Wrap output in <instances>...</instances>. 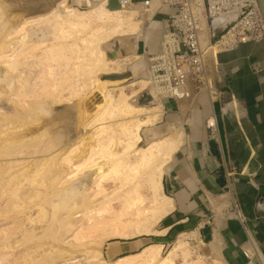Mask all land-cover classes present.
Masks as SVG:
<instances>
[{
  "label": "rangeland",
  "instance_id": "374dc122",
  "mask_svg": "<svg viewBox=\"0 0 264 264\" xmlns=\"http://www.w3.org/2000/svg\"><path fill=\"white\" fill-rule=\"evenodd\" d=\"M59 1L62 0H0V44L14 41L18 51L15 67H11L9 59L0 55V91L3 92V99L0 100V264H113L122 255L116 254L112 246L140 237L147 238L150 244H160L162 237L159 236L163 234L161 227L166 223L164 214L157 220L153 218L126 225L123 221L135 218L131 216V211H126L128 216L125 217L122 211L123 218L117 221L124 197L134 184L140 183L139 190L146 197L144 205H150L153 196L150 169L140 168L137 178L134 175L128 177L127 173L131 172L126 168H121L120 175L110 173L105 179L98 177V181L93 180L95 177L91 175L99 172L95 163L101 156L97 154L99 144L95 141L98 139L93 136V132L99 131L96 127L99 123H105V126L116 124V132L101 134V142L106 145L109 141L107 146H111L108 150L116 152H120L129 139L125 132H121L124 125L131 121H144L149 111H155L158 115L141 126L143 140L137 144L138 147L146 146L153 137L167 136L173 130L161 121L162 103L151 91L147 72L150 55L144 54L145 49L153 52L160 45V22L164 17H152L141 4L132 3L129 7L124 6L126 14L119 32L114 30V22L98 19L93 23L91 21L88 27H72L69 24V28L67 20L65 23L61 18L56 19L55 13H50ZM69 1L72 0H67V3ZM130 10L135 14L130 15ZM47 13H50L49 16L41 18ZM128 16L134 23L140 24L138 39H135L134 32L127 30ZM150 18L158 21L159 25L152 29L149 41L145 42V33L151 28ZM103 25L107 31L95 32ZM23 26H26L25 29ZM19 29L21 31L17 33ZM22 43H26V46ZM95 47L102 48L111 63L118 60L120 68H96V54L94 56L92 51ZM48 48H53V51L50 49V52ZM123 48H126L124 56L120 53ZM113 50L119 51L118 55L110 58L108 52ZM109 73L126 75L110 91V96L117 101L122 92L135 108H131L132 112L123 109L118 114L114 108L105 121L102 119L88 125L97 110L95 107H99L103 99L96 84ZM145 92L157 104L155 101L154 104H141L140 98ZM131 98L137 105L132 103ZM25 108L28 109L25 111ZM126 112L131 115L127 116ZM160 122L165 127L160 126ZM156 126H160L161 130ZM170 158L164 165L157 194L160 201H164L162 178ZM68 159L72 162L68 163ZM82 159H86V162L79 169L75 164ZM134 159V154H131L130 161ZM91 160L96 166L90 165ZM85 165H89L88 168ZM90 177L93 179L90 180ZM125 179L126 183L129 179L126 185L123 184ZM99 182L101 185L96 186ZM91 183L96 185L90 188ZM130 196L134 197L136 193L132 192ZM114 221L122 224L115 225ZM153 237L157 239L156 242L151 240ZM184 237L180 235L170 245L163 247L155 261L149 262L142 256L135 260L132 258L133 262L131 259L128 261L132 264H161L162 258L168 255L176 241L182 239L183 249L175 254V264H222L208 255L205 244L195 242L193 238L191 241L188 235Z\"/></svg>",
  "mask_w": 264,
  "mask_h": 264
},
{
  "label": "crops",
  "instance_id": "0c3cea01",
  "mask_svg": "<svg viewBox=\"0 0 264 264\" xmlns=\"http://www.w3.org/2000/svg\"><path fill=\"white\" fill-rule=\"evenodd\" d=\"M163 17L162 32L167 23ZM149 21L145 42L159 25L152 18ZM220 30L219 24H212V34ZM144 52L156 54L159 45L156 51ZM208 64L212 93L203 92L189 102H161V121L168 129L179 128L182 136L162 178L170 206L163 218L161 243L154 245L163 248L188 235L191 241L205 244L208 255L222 264H264V204L259 206L264 199V42L220 52ZM210 197L218 202L214 207ZM232 201L245 227L226 208ZM211 217L212 224H206ZM155 237L151 240L156 242ZM149 244L140 237L122 241L112 250L129 256Z\"/></svg>",
  "mask_w": 264,
  "mask_h": 264
},
{
  "label": "bare ground",
  "instance_id": "6f19581e",
  "mask_svg": "<svg viewBox=\"0 0 264 264\" xmlns=\"http://www.w3.org/2000/svg\"><path fill=\"white\" fill-rule=\"evenodd\" d=\"M119 2H120V0H119ZM109 3H110V0H72V1H69L68 3H67V0H62V1H59V3H56V6L53 8V10L50 11V13H55V18L56 19L61 18L62 21H64V22L67 20L68 26L70 24L72 27L74 25L75 26L77 25L78 27H80V26L88 27L90 25V22L92 21V23H93V21L95 19H98V21L101 20L103 22H114V25H113L114 30L116 29V31L119 32L120 29H121V26H123L124 14H126L125 11H124V6L116 8V9H112V8L109 7ZM259 7H260V5H259ZM131 10L129 11L130 15L135 14V13H131L132 12ZM49 14L47 13V14L43 15V16H41V18L47 17V16H49ZM92 18H94V19L91 20ZM126 20H129V23H128L129 27H128V29L127 28L126 29L129 30V31L134 32L133 34L136 35L135 39H138V35L140 33L139 30H141V28L139 29V25L140 24L134 23L129 16L126 17ZM125 22H128V21H125ZM56 23H57V21H56ZM60 26H63V25L60 24ZM24 27H26V26H23V28ZM23 28L21 27V29H23ZM69 28H70V26H69ZM106 29H105V25H103L102 27H100L95 32H98V33L102 32L103 33V31H107ZM75 30H76V27H75ZM18 31H21V30L19 29L16 32L18 33ZM78 31H79V29H78ZM67 32L69 33V31H67ZM59 35H61V34H59ZM92 35H94V34H92ZM7 37H8V35H7ZM101 37H102V35H101ZM10 38L11 37H9V39ZM24 38H25V36H23L22 39H24ZM95 38H96V36H95ZM98 39H100V37L97 38V41H98ZM99 41H101V40H99ZM11 42L12 43H9V44H6V45L0 44V55H1V58L9 59V65L11 67H15V65H16V63L18 61V59L16 58V56L18 54V51H17V48L15 47L16 44L14 43V41H11ZM22 44L23 45L25 44L24 46H26V43H22ZM24 46H23V48H24ZM48 49H49L50 52H51V50L53 51V48L52 49L48 48ZM57 49H59V48L57 47ZM123 49H126V48H123ZM121 50L122 49H120V53H121ZM16 51H17V53H16ZM92 51H93V55L94 56L96 54V57L94 58V61H95V64H96V68H98L99 70H107L108 68H112V69L120 68L121 64L119 63V61L118 60H114L113 63H111L110 59H107L106 53H105V51L102 48L100 49V48H96L95 47ZM45 52H47V51H45ZM118 52H117V55H118ZM53 53H55V52H53ZM125 54L126 53H121V55H123V56ZM213 57H214V55H211L209 58L212 59ZM39 67H40V65H39ZM51 72H52V70H51ZM110 74L111 73L105 75L104 77L102 76V78H100V81L96 84L97 90L100 93L103 94V99H102V103L99 105V107H95L97 110L95 111V113H94L92 119L89 121L88 125L94 124V123H96L98 121L101 122L102 119H104V121H105V117L107 118L108 114L112 113L113 112L112 109H114V108H115L117 114L119 112H122L123 109H127L128 112H130V111L132 112L131 108H135L131 103H129L128 97H126V95L122 94V92L120 94L121 97L117 101H115V99H113V97L110 96V91L113 88H115L114 86L118 85L119 83H121L125 79V78L116 79V80L115 79H110V78L107 77V76H110ZM41 79H42V77H41ZM149 82H150V80H149ZM121 88H122V86H121ZM151 91L154 94V96L158 97L157 93L154 91L153 88H151ZM2 93L3 92L1 90L0 91V100L3 99ZM41 94H42V92H41ZM17 95L19 96V94H17ZM22 97H23V95H22ZM19 98H20V96H19ZM131 100H132V103H133L134 102L133 98H131ZM154 101H155L154 99H151V102H149V104L153 103ZM156 102L157 101H155V103ZM133 104L137 105L136 101ZM1 109L4 110L5 108L1 107ZM27 109L28 108H25L24 110L26 111ZM128 109H130V110H128ZM139 110H142V108L139 109ZM145 111L146 110H144V112ZM156 111H158V110L156 109ZM147 112H148V110H147ZM113 114H111V115L113 116ZM138 114H141V113L138 111ZM9 115H11V114H9ZM126 115L128 116V115H131V114H129V113L127 114V112H126ZM155 115L156 116L158 115V114L155 113V111H154V113H153V111H149V113H147V115H146L147 118H145L144 121H140L139 123L131 121V123H129V124H127L128 123L127 121L125 123V119L127 118V117H125V119L123 121L127 125H124L123 130H121L122 126H123L122 125L120 130H121V132L122 131L125 132L128 135L129 139L127 140V138H126L127 142H125V147L122 149L124 151L123 152H121L122 150L120 151L121 153L120 152H116L115 150H112V149L108 150V148L111 146L110 144H109L110 145L109 147L107 146V143H110L109 141L106 143V145L103 142H101L102 141L101 140V137H102L101 134L103 132L107 133L108 131H110V132H116L117 131V128L115 127L116 126L115 123L113 125H111V126H105V123H99V125L96 126L97 130L99 129V131L93 132L94 133L93 134L94 138L96 139V137H97V139H98L95 142L99 144V147H98V150H97V154H99L101 156L98 159L99 161L97 160V158H95L97 160V162L96 163L94 162V163L98 165L99 172L95 173L93 171L95 174L91 173V175H93V177H95L94 179L92 178L93 180H95V181L97 180L98 181V177L105 179V177L107 175H109L110 173H113V174L114 173L115 174H117V173L119 174L120 173V174H122V169L125 170V168L128 169L131 172V173H129V172L127 173L126 172L128 177H130V176L132 177V175H134V178H137L136 174L140 170V168L150 169L149 181H150V183L152 185V190H153V196L151 197L150 205H148V206L144 205L146 197L144 196V194L142 195L141 194V190H139L140 183L132 185V189L131 190L129 189L127 191V193H126V197H124V202H123V207L121 209V213L119 212L120 214L117 215V219H118L117 221H119L121 219V217L123 216L122 215V211L124 213V217L128 216V214H126L127 213L126 211H131L130 212L131 216L133 215L135 218L127 220V221H123V223H126V225L129 224V223H133V222H137L139 224V223H141L143 221H149L150 219H153V218H154V220H157V219H159V217H161L162 215L166 214L168 212V210H169V206H170L169 198H167L163 194L164 201H160L159 200V196L157 194H158V191L160 189L159 187L161 186V177H162V174H163V171H164V165H165V163L167 161V158L168 159H169V157L172 158L174 152L179 148V145L181 144L180 138L182 136L181 135L182 132H180L179 130L175 129V130L171 131V133H169L167 136L165 135V136L160 137V138H154L153 137V139H151L147 143L146 146L138 147L137 144L143 140V137L140 135L141 126L143 124H147L148 122L153 121L154 118H155ZM112 121L115 122V120H112ZM129 122H130V120H129ZM121 134H123V133H121ZM123 135H125V134H123ZM112 136H113L112 138H114V134ZM116 136L118 137L119 135H116ZM107 137H108V135H107ZM118 139H119V137H118ZM5 142L8 143V144H10V143L12 144V142H10V143L7 142V141H5ZM120 144L118 142V145H120ZM4 147H6V146H4ZM71 149L73 151V148H71ZM70 153H71V151H70ZM15 154H17V153H15ZM131 154H134V156H135V159L133 161H130ZM68 155H69V152H68ZM94 155H96V154H94ZM94 155H93V157H94ZM66 157H68V156H66ZM69 159H68V161H69ZM88 159H89V157H88ZM84 161L86 162V159L85 160L82 159L81 161H79L75 165H77V167L80 169L82 164L85 163ZM88 161H90V160H88ZM70 162H72V161H69L68 163H70ZM95 164H93V161H92L90 165L96 166ZM85 166H86V168H88L89 165L88 166L85 165ZM85 166H83V167L85 168ZM78 168H77V170H79ZM0 174H1V172H0ZM157 175H158V178L156 177ZM91 177L89 178L90 180H92ZM104 179H101V180L99 179V180L103 181ZM123 180H124V177H123ZM128 181H129V179H128ZM128 181H127V183H128ZM134 181H135V179H134ZM124 183H125V185L127 184L126 183V179H125V182L123 181V184ZM89 185H90L89 187L91 188V187L95 186L96 183H95V185L94 184L92 185V183L89 184ZM99 185H101L100 182L96 186H99ZM103 191H105V190L103 189ZM132 192H135L136 196H134V197L130 196V194ZM128 209H130V210H128ZM77 216H79V215H77ZM114 218H115V216H114ZM114 224L115 225H121L122 222H115L114 221ZM123 227H124V225H123ZM115 228L116 227H114V229ZM120 229L121 228H119V230ZM115 231H118V229L115 230ZM122 233H124V232L122 231ZM185 237H186V235H185ZM184 240H186V239H184ZM182 241H183L182 239L179 240V241H176V243L174 244L172 249L169 251L168 255H166L164 258H162V261H161L162 263L161 264H175L174 256H175L176 253L182 251V249H183L182 248L183 247V243H181ZM185 243L187 244V242H185ZM161 249H162L161 245L152 244V245L146 246L144 249H142L140 252H138L136 254L129 255V256H122V257L116 259V261L113 262V264H132L133 259L135 260L136 257H140L141 258V256L144 257L147 261L152 262V261H155L159 257ZM129 259L132 260L131 263L128 261Z\"/></svg>",
  "mask_w": 264,
  "mask_h": 264
},
{
  "label": "built area",
  "instance_id": "2783aa9c",
  "mask_svg": "<svg viewBox=\"0 0 264 264\" xmlns=\"http://www.w3.org/2000/svg\"><path fill=\"white\" fill-rule=\"evenodd\" d=\"M131 6L134 0H120ZM147 13L165 15L159 52L148 58L147 72L150 88L161 102L173 99L180 102L195 100L203 92L212 93L209 57L220 52H233L241 45L264 42V18L258 0H143ZM213 23L221 30L211 33ZM215 128V123L210 122ZM211 206L218 202L208 198ZM242 226L245 220L237 204L227 207ZM213 217L206 224H212ZM249 256L247 251H244Z\"/></svg>",
  "mask_w": 264,
  "mask_h": 264
},
{
  "label": "water",
  "instance_id": "95a60500",
  "mask_svg": "<svg viewBox=\"0 0 264 264\" xmlns=\"http://www.w3.org/2000/svg\"><path fill=\"white\" fill-rule=\"evenodd\" d=\"M258 2H259L260 9H261V12H262V15H263V18H264V0H258ZM109 7L112 8V9H116V8L121 7V3L119 2V0H110ZM121 53H126V49H122ZM108 56L109 57H116L117 56V51L113 50L112 52H108ZM125 76L126 75H117V74H115V75H110V76H107V77L110 78V79H115L116 80V79L126 78ZM149 102H151V95L148 92L143 93L141 95V98H140V103L141 104H147ZM263 204H264V199L261 200L259 206H261Z\"/></svg>",
  "mask_w": 264,
  "mask_h": 264
}]
</instances>
